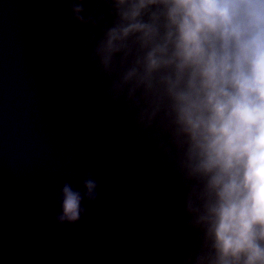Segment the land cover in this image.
<instances>
[{"label": "clouds", "instance_id": "9594fccd", "mask_svg": "<svg viewBox=\"0 0 264 264\" xmlns=\"http://www.w3.org/2000/svg\"><path fill=\"white\" fill-rule=\"evenodd\" d=\"M65 2L88 90L138 171L178 194L163 264H264V0ZM98 187L92 171L65 182L57 222H79Z\"/></svg>", "mask_w": 264, "mask_h": 264}, {"label": "water", "instance_id": "95a60500", "mask_svg": "<svg viewBox=\"0 0 264 264\" xmlns=\"http://www.w3.org/2000/svg\"><path fill=\"white\" fill-rule=\"evenodd\" d=\"M65 0H0V264H163L178 194L137 169L128 132L85 82V31ZM95 173L99 199L59 224L65 182Z\"/></svg>", "mask_w": 264, "mask_h": 264}]
</instances>
